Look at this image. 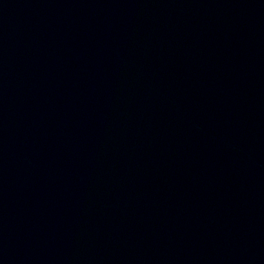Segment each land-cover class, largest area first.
Wrapping results in <instances>:
<instances>
[{
	"label": "water",
	"instance_id": "1",
	"mask_svg": "<svg viewBox=\"0 0 264 264\" xmlns=\"http://www.w3.org/2000/svg\"><path fill=\"white\" fill-rule=\"evenodd\" d=\"M0 264H264V0H0Z\"/></svg>",
	"mask_w": 264,
	"mask_h": 264
}]
</instances>
